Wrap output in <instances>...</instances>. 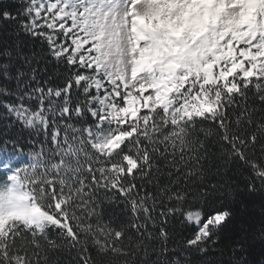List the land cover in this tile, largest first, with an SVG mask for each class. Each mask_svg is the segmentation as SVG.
<instances>
[{"label": "snow or ice", "instance_id": "1", "mask_svg": "<svg viewBox=\"0 0 264 264\" xmlns=\"http://www.w3.org/2000/svg\"><path fill=\"white\" fill-rule=\"evenodd\" d=\"M0 33V264H249L264 0H17Z\"/></svg>", "mask_w": 264, "mask_h": 264}, {"label": "trees", "instance_id": "2", "mask_svg": "<svg viewBox=\"0 0 264 264\" xmlns=\"http://www.w3.org/2000/svg\"><path fill=\"white\" fill-rule=\"evenodd\" d=\"M10 4L13 6L17 5V0H0V6ZM0 39H3V33H0ZM14 87V83L11 85ZM2 111V109H0ZM250 175V172L246 169H237V168H231L229 169L226 174L222 176H211L209 179V183H231L239 185L240 187L244 186V181L246 177ZM219 195V193H217ZM120 207H123L121 204ZM239 209L241 210V215L251 221V220H259L261 216H264V200H262L260 197H254L252 200L247 202L246 210L245 205L241 204L239 205ZM110 210L119 211V208H113ZM257 228H259V224L256 225ZM177 229L179 230V225H177ZM158 230V229H157ZM183 235L185 237L188 236V232H183ZM177 240L180 239V236L178 235L176 237ZM155 245L158 247L159 242L155 241ZM251 243L254 245V248L252 249V255L249 257V264H264V245H261L258 240H253ZM168 248L173 249L175 248V241L169 240L168 242ZM217 249L224 248V254L223 256L220 255L219 251H215L213 253H210V257L213 259H221L224 261H227L231 258V252L227 248V242L225 244H218L216 246ZM75 253H72L69 255L68 253H63L59 258L63 261V264H71V260L74 257ZM152 259H155V256L151 257Z\"/></svg>", "mask_w": 264, "mask_h": 264}]
</instances>
